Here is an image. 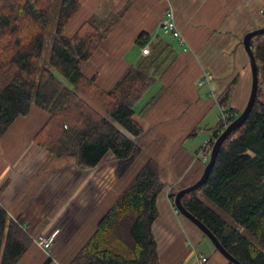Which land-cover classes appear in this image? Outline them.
I'll return each mask as SVG.
<instances>
[{"label":"trees","instance_id":"16d2710c","mask_svg":"<svg viewBox=\"0 0 264 264\" xmlns=\"http://www.w3.org/2000/svg\"><path fill=\"white\" fill-rule=\"evenodd\" d=\"M81 8L79 0H0V138L36 106L48 113V119L33 141L50 157L71 159L76 169L85 171L111 153L117 181H127L68 264H158L152 228L164 184L160 166L153 159L134 170L142 150L130 136L142 134L132 119L138 102L158 73L170 66H165V57L156 56L157 49L152 47V55L129 66L113 87L104 91L97 76L87 77L83 68L128 7L105 19L91 14L67 36L66 28L80 16ZM51 21L55 27L50 55L40 66ZM136 43L146 47L149 36L140 34ZM250 46L258 69L251 112L223 142L206 183L185 194L181 203L238 262L264 264V34L252 37ZM235 85L232 82L218 98L225 120L218 117L216 125L205 130L211 148L241 113L230 105ZM199 131L195 128L190 137ZM179 190L169 192L172 205ZM29 252H34L32 264H53L0 205V264H19ZM226 264L231 263L226 260Z\"/></svg>","mask_w":264,"mask_h":264},{"label":"crops","instance_id":"0c3cea01","mask_svg":"<svg viewBox=\"0 0 264 264\" xmlns=\"http://www.w3.org/2000/svg\"><path fill=\"white\" fill-rule=\"evenodd\" d=\"M79 1L81 17L66 28L67 36L91 14L105 19L128 7L83 68L87 77L97 76L104 91L129 66L152 55V47L157 49L156 56L165 57V66H170L158 73L136 106L132 119L142 134L133 141L142 150V161L153 159L159 164L164 184L152 228L158 264H184L191 239L202 233L175 211L169 192L190 186L200 177L201 146L188 149L186 144L198 135L208 139L205 130L218 121V98L225 89L236 82L230 104L236 111L241 112L248 101L251 69L242 40L248 32L264 28V0H107L112 8L104 16L95 11L84 13ZM167 10H172L183 42L162 33ZM142 33L149 36L143 48L136 43ZM205 78L208 81L200 84ZM47 119L46 111L32 106L0 138V205L31 238L58 229L52 255L58 264H68L110 205L111 173L99 166L105 157L114 158L107 153L95 168L80 171L71 159L50 157L33 141ZM195 128L202 131L190 137ZM214 258L206 264H226L220 254Z\"/></svg>","mask_w":264,"mask_h":264},{"label":"water","instance_id":"95a60500","mask_svg":"<svg viewBox=\"0 0 264 264\" xmlns=\"http://www.w3.org/2000/svg\"><path fill=\"white\" fill-rule=\"evenodd\" d=\"M264 34V28L256 29L253 31L248 32L245 34L242 44L244 47V50L246 51L249 61H250V69H251V89H250V94L248 97V101L244 107V109L241 111L240 115L232 121L226 128L223 130V132L219 135V137L214 141V144L211 148L210 151V157L205 165L203 172L199 179L191 184L190 186H187L181 190H179L174 198H173V206L176 212L183 217H185L188 221H190L194 226L197 227L200 232L206 236L214 248L217 250V252L225 258L229 263L231 264H241L238 262L235 258H233L219 243L218 239L211 233V231L204 225L202 224L198 219H196L193 215H191L182 205L181 199L185 194L191 193L193 191H196L199 189L202 185H204L209 177L210 171L215 163L216 156L219 152L220 147L222 146L223 142L228 138V136L235 131L237 128H239L248 115L251 112V109L254 105L256 96H257V88H258V69H257V64L254 58V55L251 50L250 46V41L252 37Z\"/></svg>","mask_w":264,"mask_h":264},{"label":"rangeland","instance_id":"374dc122","mask_svg":"<svg viewBox=\"0 0 264 264\" xmlns=\"http://www.w3.org/2000/svg\"><path fill=\"white\" fill-rule=\"evenodd\" d=\"M82 3L84 5V7H83V12L84 13L85 12L86 13H89V12L95 11L96 13L101 14L100 16H104L108 12V10H110L112 8L109 5V3L107 2V0L104 1L102 4H101L100 0H88L87 2H84V0H82ZM80 17H81V15L79 16V18ZM54 27H55L54 26V23L51 21L49 23V25H48V28L46 30V35H45V38H44V45H43V49H42V53H41V58H40V66H42L48 60V58H49L50 49H51V41H52L53 32H54ZM54 75H55V77L61 83H63L69 89H72V86L68 82H66L60 76V74L54 72ZM215 114H216V110L213 111V113H211L212 116H214ZM218 115H219V113H218ZM130 138L134 140V138H132L131 136H130ZM205 141H206V138L204 136H201V135L199 136L198 135L193 140H188L186 146H187L188 149L189 148H192V147L193 148L194 147L197 148V147L202 146ZM198 151L200 152V149ZM141 157L139 159V162L136 163L134 170H136L140 164L144 163V161H142V158ZM209 157H210V153L207 156V159L208 160H209ZM200 158L202 159V156ZM113 162H114V159L105 157V159L103 160L102 164H100V166H99V167H102V168L103 167L109 168V171L111 173L110 174V177H109V179H110V181H109V186H110L109 202L110 203L115 198V196L120 192V190L122 189V187L125 185V182L127 181L126 179L124 181H122V182L115 180L114 175H112V172H113L112 170L113 169L115 170V168H114L115 167V163H113ZM134 170H132V172H130V173L131 174L134 173L135 172ZM129 174L127 175L128 178H129ZM180 216H182V215H180ZM189 225L192 227L191 222L189 223ZM197 234H200V233H197ZM173 237H174V234H173ZM190 243H191V245L188 248V250H190V254L186 258L184 264H197V261H196V257L197 256H205L211 262H214V260H215L214 256H217V257L219 256V253L215 250V248L212 245V243L210 242V240L206 236H204L203 234L199 238H197V237L196 238H192L191 241H190ZM35 249L38 250L39 252H41L44 256H46L36 246H35ZM33 254H34V252H32V253L29 252L28 253V256L25 259H23L19 264H32V260H30V259L32 258Z\"/></svg>","mask_w":264,"mask_h":264},{"label":"built area","instance_id":"2783aa9c","mask_svg":"<svg viewBox=\"0 0 264 264\" xmlns=\"http://www.w3.org/2000/svg\"><path fill=\"white\" fill-rule=\"evenodd\" d=\"M161 31L164 35L170 36L172 38H175L179 40L180 42H183V38L180 34V31L178 30L175 19H174V14L172 10H167L164 14L162 23H161ZM204 81H208V78H205V80H201L200 84H202ZM218 112L219 115L218 117L222 119L223 121L225 120L224 118V108L218 106ZM211 145H209V141L206 140L203 145L200 148L199 152V157L202 156L203 162L207 160V156L209 151H211ZM60 231L58 229H55L51 231L49 234L46 235H40L35 238H32V241L34 245L39 248L46 256L51 258L53 264H58L55 262L53 255H52V250L53 246L56 243L58 236H59ZM197 264H206L208 262V258L205 256H197Z\"/></svg>","mask_w":264,"mask_h":264}]
</instances>
